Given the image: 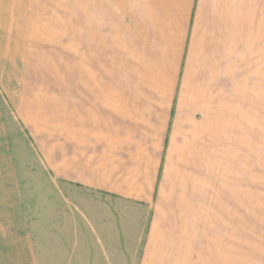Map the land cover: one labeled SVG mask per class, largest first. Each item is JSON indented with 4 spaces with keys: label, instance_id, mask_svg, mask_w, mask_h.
Returning <instances> with one entry per match:
<instances>
[{
    "label": "crops",
    "instance_id": "0c3cea01",
    "mask_svg": "<svg viewBox=\"0 0 264 264\" xmlns=\"http://www.w3.org/2000/svg\"><path fill=\"white\" fill-rule=\"evenodd\" d=\"M260 55L264 0H0V151L14 124L71 200L6 224L0 264H264Z\"/></svg>",
    "mask_w": 264,
    "mask_h": 264
},
{
    "label": "rangeland",
    "instance_id": "374dc122",
    "mask_svg": "<svg viewBox=\"0 0 264 264\" xmlns=\"http://www.w3.org/2000/svg\"><path fill=\"white\" fill-rule=\"evenodd\" d=\"M34 13L36 15L35 27L36 30L47 29L49 35L52 32L59 29V36L55 37L58 44L64 47H73L74 40V22H46L43 19L44 7L42 5H35ZM36 31L34 42H28V48L36 47V49H46L55 46L47 42H43V38ZM57 32V31H56ZM58 33V32H57ZM43 42V43H42ZM55 48V47H54ZM53 48V50H54ZM58 47L57 49H59ZM53 54H50V56ZM55 55V54H54ZM53 55V56H54ZM260 62L264 61L261 59ZM73 60V58H72ZM261 65V64H260ZM19 69H21V63H19ZM6 75V69L3 70V76ZM264 77V69H259V79ZM264 90L260 91V96H264ZM259 124L264 125V101H259ZM12 131V162L8 159V152L6 150L0 151V237H15L17 231L8 229L6 224L14 222H30L34 224V228L31 231L34 236H42V229L40 228L45 220H49L50 216L55 220L58 218L57 214H53V210L56 212L61 206L70 205L71 200H63V196L60 194V183L53 181L51 175L45 171L43 164L33 146L30 144L28 136L23 131L16 128L14 124L10 126ZM20 131V132H19ZM259 150L264 149V143L260 140L258 145ZM9 160V161H8ZM264 167L260 166V186L263 184L264 187ZM13 175H17L19 182H14ZM81 193L76 202L79 208L83 211L87 218L91 217V212L97 213L102 208H105L106 203L104 198L97 196L95 193L87 191L84 192L79 190ZM74 200V199H73ZM70 201V202H69ZM71 206V205H70ZM92 209V210H90ZM24 212V213H22ZM118 216V215H117ZM90 219V218H89ZM116 217V220H119ZM103 264H119L116 262H110L105 260ZM133 264V262H132Z\"/></svg>",
    "mask_w": 264,
    "mask_h": 264
}]
</instances>
